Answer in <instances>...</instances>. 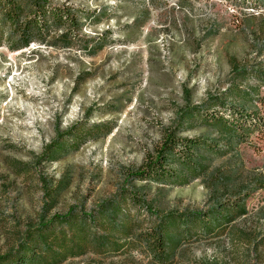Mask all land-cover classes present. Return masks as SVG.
I'll list each match as a JSON object with an SVG mask.
<instances>
[{
	"label": "rangeland",
	"instance_id": "obj_1",
	"mask_svg": "<svg viewBox=\"0 0 264 264\" xmlns=\"http://www.w3.org/2000/svg\"><path fill=\"white\" fill-rule=\"evenodd\" d=\"M49 1L100 14L82 36L104 47H0V258L33 251L29 233L51 218L71 211L88 226L117 211L112 226L133 227L112 237L124 247H99L90 225L58 264H154L136 236L164 219L169 264H264V126L240 117L264 123V0ZM74 127L78 150L48 159ZM168 131L208 142L197 165L166 184L136 180Z\"/></svg>",
	"mask_w": 264,
	"mask_h": 264
},
{
	"label": "trees",
	"instance_id": "obj_2",
	"mask_svg": "<svg viewBox=\"0 0 264 264\" xmlns=\"http://www.w3.org/2000/svg\"><path fill=\"white\" fill-rule=\"evenodd\" d=\"M99 16L100 14L96 12L82 14L73 6L53 5L49 0H0V47H6L13 52L32 43H39L54 49H68L74 46L75 39L82 37L85 39L82 50L89 55H95L104 45L91 37L82 36V27L86 21H99ZM240 117L244 122L250 121L253 127L264 126V123L258 124V118L255 119L254 115L251 117L240 113ZM103 125H96L92 131ZM76 129L77 127H74L65 133L68 140L71 136L75 138L70 140V145L57 138L47 146L46 157L56 161L57 155L64 156L72 150H78L81 134L76 132ZM112 131L113 127L107 126L104 136L110 135ZM161 139L160 144L145 155L143 164L132 172L136 180L166 184L176 179L179 175L178 168L193 169L197 165L200 158L198 152L208 143L199 138H181L176 132L171 131L166 132ZM130 197V202L136 207L144 205L139 196L133 194ZM112 207L114 212L115 208ZM115 213L108 216L100 215L101 217L97 219L92 217V220H88V226L84 220L77 219L71 211L65 217L51 218L42 224V230L34 234L29 233L32 235L29 241L33 251L24 252L18 247L13 254L0 258V264H58L66 258L67 245L71 251H77L79 254L83 248L82 244L89 240L90 225H95L99 233V237L94 238L98 241L99 247H103L104 243H110L115 249L124 247L125 242L120 243L112 237L127 239L131 237L133 227L129 219L124 218L114 228L112 224H115V215L118 216L117 211ZM173 225V220L164 219V222L159 221L155 227L136 236V239L145 246L154 264L170 263L172 258L170 246L177 240L172 231ZM14 255L18 256L11 258ZM7 258L8 263L5 261Z\"/></svg>",
	"mask_w": 264,
	"mask_h": 264
}]
</instances>
